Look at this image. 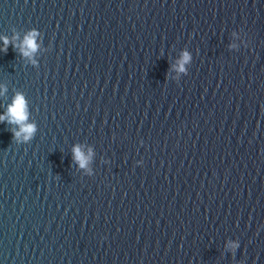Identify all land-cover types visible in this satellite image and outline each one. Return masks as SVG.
<instances>
[{"label":"water","instance_id":"95a60500","mask_svg":"<svg viewBox=\"0 0 264 264\" xmlns=\"http://www.w3.org/2000/svg\"><path fill=\"white\" fill-rule=\"evenodd\" d=\"M18 93L0 264H264V0H0Z\"/></svg>","mask_w":264,"mask_h":264},{"label":"clouds","instance_id":"9594fccd","mask_svg":"<svg viewBox=\"0 0 264 264\" xmlns=\"http://www.w3.org/2000/svg\"><path fill=\"white\" fill-rule=\"evenodd\" d=\"M38 35L37 32L32 31L29 33L24 41L22 42L21 52L24 56H30L34 53L38 45L35 42V38ZM9 41L4 38V51H7V45ZM190 60V56L187 52L183 53L182 60L179 62V71H183V64ZM28 112L26 107V101L21 94H17L13 100V104L8 107V111L4 115H0V122L7 121L9 124H14L18 126V130L13 132V138L17 141L20 140L21 136L25 140L32 138L33 134L36 131V127L33 124H28ZM74 159L79 163L81 167H86L88 157H86L80 150L79 146L74 147L73 149Z\"/></svg>","mask_w":264,"mask_h":264}]
</instances>
